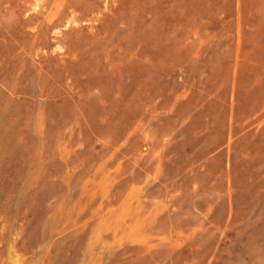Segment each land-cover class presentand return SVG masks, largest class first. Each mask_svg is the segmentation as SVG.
<instances>
[{"label": "rangeland", "instance_id": "1", "mask_svg": "<svg viewBox=\"0 0 264 264\" xmlns=\"http://www.w3.org/2000/svg\"><path fill=\"white\" fill-rule=\"evenodd\" d=\"M0 264H264V0H0Z\"/></svg>", "mask_w": 264, "mask_h": 264}]
</instances>
